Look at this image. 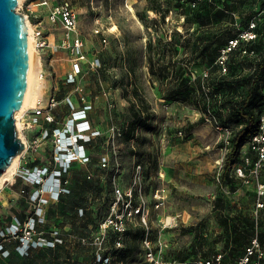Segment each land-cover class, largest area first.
Here are the masks:
<instances>
[{
    "label": "rangeland",
    "instance_id": "obj_1",
    "mask_svg": "<svg viewBox=\"0 0 264 264\" xmlns=\"http://www.w3.org/2000/svg\"><path fill=\"white\" fill-rule=\"evenodd\" d=\"M33 1L36 0H21V3L18 0L17 9L24 12L25 5ZM64 1H68L78 13L77 32L84 40L86 57L77 80L68 81L67 74L74 55L70 48L62 45L66 34L64 26L61 21L54 24L48 21L47 7L39 9L34 6L35 10L28 19L33 27V38L36 37L34 23L41 21L36 31L58 46L55 49L37 47L35 44L43 64L45 81L41 98L45 99L51 92L56 93L61 103L55 113L62 122L72 110L66 104L65 96L71 95L77 101L79 93H84L92 103L90 119L103 135L89 144L91 162L76 163L71 169L69 180L73 193L44 205L46 220L40 223V230L48 235L54 229H59L62 242L57 247L35 248L27 258L14 252L5 257L6 254L0 250V264H85L87 261L95 264L99 251L96 244L90 243V239L83 242L80 238H94L99 234L100 221L113 196L112 164L107 168L100 165L104 152H108L112 160L117 154L121 161V173L116 178L124 185L130 183L136 163L143 164L148 200H151L153 187L165 189L166 199L160 207H155L151 201L150 218L157 229L168 216L176 220L174 227H167L163 231V238L168 242V253L190 255L195 251L200 255H210L222 250L231 260L240 255L255 229L264 233V209L260 211L257 225V192L253 183L242 185L237 179L235 184H225L218 178L217 161L223 157L226 149L222 130L212 114L216 113L219 120L218 112L222 121L234 127V118L229 110L231 100H239L244 92V87L238 81L241 77H230L227 83L231 86L227 84L223 88L219 81L222 79L209 82L204 79L199 87L196 79L204 71H213V74L220 72L216 71V67L207 69L201 57L190 60L188 55H184L183 47L175 55L174 63L182 67L183 73L186 72L183 79L189 78L188 73H191L187 84L183 81L178 83L174 77H159L151 71L147 49L149 38L155 44L164 38L165 43L178 37L174 30H182L185 37L182 36L180 42H183L190 33L207 30L197 23H186L183 15L179 16L174 11L167 12L163 20L151 7L164 10L167 8L166 0H49V3L55 5ZM228 1L235 5V22L240 30L245 28L240 22L246 14L262 2ZM139 13L144 18L148 16L152 19L149 32ZM262 19L261 23L264 21ZM160 62L163 63L164 59ZM250 65L238 66L236 74L250 72ZM131 66L135 69V75L130 71ZM155 66L160 65L156 63ZM206 102L212 108L208 112L204 110ZM133 110L140 112V120L133 115ZM19 122L18 133L27 140H31L40 130V125L25 127V121L19 118ZM133 122H137L134 136L127 140L124 135ZM41 124L44 127L50 125L47 122ZM116 130H120L121 135L110 137L111 142L106 144L109 135ZM112 142H115L117 153ZM44 146L45 149L41 146L38 151L30 149L24 153L23 150L14 173L2 183L0 226L6 225V218L18 212L33 213L34 208L29 203V194L33 189L20 177L19 172L22 165L28 164L27 160L51 158L52 140L48 138ZM161 170H164L165 177L160 176ZM23 186H27L26 193L19 195ZM77 198L86 207L84 212L80 210L82 205H77L76 209L68 208L67 204ZM13 202L15 205L11 208ZM111 233L115 234L111 230L107 232L106 250L114 252L118 249L114 246L116 235ZM26 235L31 236L29 233ZM124 238V247L133 248L127 259H122L124 263L146 264L143 254L136 250V241L131 234H125ZM16 240L11 238L4 243L15 249ZM116 257L121 260L119 254Z\"/></svg>",
    "mask_w": 264,
    "mask_h": 264
},
{
    "label": "built area",
    "instance_id": "obj_2",
    "mask_svg": "<svg viewBox=\"0 0 264 264\" xmlns=\"http://www.w3.org/2000/svg\"><path fill=\"white\" fill-rule=\"evenodd\" d=\"M34 6L39 9L48 8L47 17L51 24L56 21L62 22L66 31L62 45L70 48L74 55L71 59L72 64L67 79L70 82L76 81L81 72L82 62L86 57L84 40L77 32L78 13L68 1L51 5L49 0H36L25 5L26 10L23 13L26 15L27 20L30 13L35 10ZM261 18H264V6L253 15L247 27L243 28L236 37L230 39L228 45L221 48L216 61L221 73L228 71L227 60L229 54L239 46L241 41L245 43L258 40L261 33L257 28ZM40 24L41 21L34 23L36 46H48L56 49L58 46L55 42L36 31V27ZM241 52L242 56L247 57L248 60L255 59L258 55L257 50L250 47L248 43L244 44ZM250 70L253 71V68L251 67ZM208 75L209 72L204 71L202 79H206ZM64 100L72 110L70 116L62 122H59L58 113H55V109L61 103L55 92H51L45 99H39L34 106L26 108L19 117L22 121H25V127L40 125L39 132L31 140H24L21 137L25 142L23 152L26 153L30 149L38 151L41 146L45 149V141L50 138L52 140L51 158L49 160L43 158L34 165L30 164L37 158L30 159L27 160V165H22V168H20V177L26 180L33 189L29 194V203L34 210L25 220H22L17 214H13L10 222L8 221L6 225L0 226V250L6 254L5 256L10 254V249L4 247L7 245L5 241L11 238L17 239L16 242L18 241V243L15 249L20 254H28L31 249L49 245L55 246L57 243L62 242L59 229H54L50 234L51 237L40 230V223L46 220L44 205L50 200H59L61 195L70 192L69 174L71 169L76 163L91 162L92 152L89 144L103 135L101 129L95 127L90 119L92 103L84 93H79V100L77 101L71 95L65 96ZM212 117L222 130L227 153L232 128L227 124H221L215 114H212ZM41 122H47L50 125L44 127ZM121 133L120 130L112 132L107 138L106 144L111 142L110 137L115 138L120 136ZM112 143L114 152L117 153L115 142ZM226 153L217 161V174L220 179ZM110 164H112V167ZM100 165L106 168L111 167L113 196L106 214L100 221L99 234L94 238L88 236L80 238L83 242L90 239V243L96 244L99 251L96 255L95 264H125L123 260L117 259L114 252L109 249L106 250L107 232L109 230L115 232L114 246L121 248L125 245L124 236L126 232L132 227H142L144 230L139 250L143 254L146 264H264V245L261 242L258 228L250 236L244 252L232 262H226L225 252L222 250L210 255H200L201 253L193 252L186 259L179 254L168 253V242L163 238V231L171 228L176 220L168 216L163 225L157 229L153 226V220L150 218L151 201H153L155 207H160L166 199L165 189L157 186L153 187L151 200H148L144 184L145 168L141 162H137L136 167L134 166L131 181L126 185L116 178L121 173V161L117 154L112 160L110 154L104 152ZM231 173L234 178L240 179L242 185L253 183L255 186L257 192L255 215L258 225L260 211L264 209V108L260 114L257 130L243 144L239 160L234 164ZM160 176L165 177L164 170L160 171ZM26 187L23 186L20 189L19 195L26 193ZM14 205L13 202L10 207L12 208ZM80 210L83 212L82 208ZM27 233L31 236L28 237ZM85 264H91V262Z\"/></svg>",
    "mask_w": 264,
    "mask_h": 264
},
{
    "label": "trees",
    "instance_id": "obj_3",
    "mask_svg": "<svg viewBox=\"0 0 264 264\" xmlns=\"http://www.w3.org/2000/svg\"><path fill=\"white\" fill-rule=\"evenodd\" d=\"M197 1L198 0H176L175 2H172V0H166L165 5L167 8L164 10L163 8H158L156 6L151 7L155 12H158L162 16L163 20L165 19L167 12L174 11L179 16L183 15L184 21L186 23H189L191 25L193 23H197L200 27L207 29L202 33H198L196 31L190 33V36L186 38L183 42H180L181 37H185V32L182 30H174V34H176L178 37H176L173 41H166L165 43L163 42L164 38H162V40L159 39L157 41V44H155L152 39L149 38L147 42L149 65L152 69L151 71L153 73H156L159 77L170 76L171 78L174 77V79H177L178 83H180V81L181 83L183 81L184 84L188 83L189 79H191V73H188L189 78L183 79V74H185L186 72L183 73L182 67L179 65H175L174 63L175 55L182 47L185 49L184 55H188L187 57L190 60H194L196 58L201 57L203 58L204 64L207 65V69L210 70L211 68L216 67V71L220 72L219 65L216 63V61L220 54L221 48L228 45L229 40L236 37L241 31L239 28L240 26L237 25L235 22L234 3L229 2L228 0H202L198 2ZM262 6H264V0H262V2L258 4L257 8L249 11L246 14L243 21L240 22L242 23V27L248 26L249 20L253 17L254 14L258 12V10L261 9ZM138 15L141 20L145 23L149 32V29L152 28V26L150 25L152 19H149L148 16L144 18L140 13ZM262 20H264V18ZM188 29L189 28L185 27L186 31H189ZM257 30L261 33L258 40H256L255 42H245L246 44L248 43L250 47H253L257 50V58L248 60L247 57L242 56L241 51L245 43L241 41L239 46L236 49H233L229 54L230 56L227 60L228 71L226 73L220 72V74H213V71H210L208 78H206L207 82H209L210 80L216 81L222 79L219 81L221 84V88H223L228 84L227 81L230 80V77H241V79L238 81L241 82L242 86L244 87V92L242 93L240 99L236 101L231 100L232 107H230L229 110L230 115L234 118L235 125L234 127H232V133L230 136L229 144L227 146L228 150L224 159L223 171L221 174V182H224L225 184L228 182H234L235 184V180L237 179L232 176L231 171L234 167V164L239 160L243 144L257 130L259 126L260 114L264 108V21L262 23L261 21L259 22ZM161 59H164L163 63L160 62ZM156 63H158L160 66L156 67ZM247 63L251 64L253 71L246 72V74L242 72V75H237V71L235 69L238 66L244 67ZM130 71L134 75L136 74L133 66H131ZM196 82L197 85L201 87L203 82L202 76L197 77ZM228 85L231 86V84ZM132 107H134V105H132ZM210 109L212 108H210L209 102H206L204 110L208 112L210 111ZM215 111L217 112V110ZM133 115H136L137 118L140 120V112L137 113L133 110ZM217 115L221 123H223L224 125H229V123H226L221 120L220 114H218V112ZM136 123L133 122L130 124V127L125 132V139L128 140L129 138L134 136V128ZM39 162L40 160H35L30 165H34ZM20 180L16 183V186L19 184ZM72 193L73 188L70 186V192L68 194L61 195L59 200L64 198L65 195H69ZM77 205H82V207L80 208L83 209V212L85 211L86 207L79 200V198L72 199L70 201V204H67V206H69L68 208L71 209H76L78 207ZM17 215L22 220H25L29 214H27L25 211H22L18 212ZM6 220L10 222L11 216L6 218ZM143 233L144 230L142 227H132L126 233L131 234L132 238L136 241L135 247H137V251L140 249V241L143 237ZM111 235L115 234L111 233ZM47 236L51 237L50 234H48ZM260 238L262 244L264 245V233H260ZM248 243L246 245H248ZM56 245H49L46 247H57ZM246 245L243 247L244 249ZM4 247L6 249H10V254L11 252H14L15 254L23 258H27L35 250L31 249L28 254H20L18 251H16V249L11 248L8 245ZM132 249L133 248L126 245L123 248L116 249L114 251V254H119L121 256V260L127 259L128 255H130V253L132 252ZM9 255L5 257H8ZM240 255L236 256L232 260L230 258H227V255H225V260L226 262H232ZM181 256L182 258L186 259L189 257V254Z\"/></svg>",
    "mask_w": 264,
    "mask_h": 264
},
{
    "label": "water",
    "instance_id": "obj_4",
    "mask_svg": "<svg viewBox=\"0 0 264 264\" xmlns=\"http://www.w3.org/2000/svg\"><path fill=\"white\" fill-rule=\"evenodd\" d=\"M18 0H0V175L25 149L15 112L24 101L29 72V26Z\"/></svg>",
    "mask_w": 264,
    "mask_h": 264
},
{
    "label": "bare ground",
    "instance_id": "obj_5",
    "mask_svg": "<svg viewBox=\"0 0 264 264\" xmlns=\"http://www.w3.org/2000/svg\"><path fill=\"white\" fill-rule=\"evenodd\" d=\"M21 3V0H19ZM29 26V72H28V81H27V89L25 92V97L23 101L22 107L15 112L16 116V123L18 130L20 129V122L19 117L21 116L22 112L27 108L34 106L37 101L43 96L44 88H45V81L43 77V64L42 61L37 54V48L35 47V39L33 38V27L31 23L27 20ZM24 140L25 138L22 137ZM21 156V152L16 154L10 166L0 175V187L4 180H7L11 175L14 173L18 163L19 158Z\"/></svg>",
    "mask_w": 264,
    "mask_h": 264
},
{
    "label": "crops",
    "instance_id": "obj_6",
    "mask_svg": "<svg viewBox=\"0 0 264 264\" xmlns=\"http://www.w3.org/2000/svg\"><path fill=\"white\" fill-rule=\"evenodd\" d=\"M43 159V157L42 158H39V160H42Z\"/></svg>",
    "mask_w": 264,
    "mask_h": 264
}]
</instances>
